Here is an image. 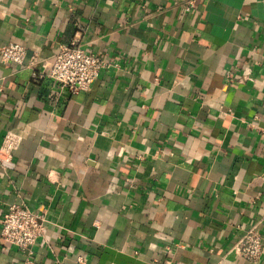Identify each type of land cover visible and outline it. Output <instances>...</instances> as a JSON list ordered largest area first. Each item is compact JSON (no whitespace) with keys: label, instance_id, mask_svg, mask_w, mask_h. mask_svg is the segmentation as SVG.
<instances>
[{"label":"crops","instance_id":"obj_1","mask_svg":"<svg viewBox=\"0 0 264 264\" xmlns=\"http://www.w3.org/2000/svg\"><path fill=\"white\" fill-rule=\"evenodd\" d=\"M0 0V222L44 216L0 264H264V0ZM105 60L88 91L33 81L60 46ZM30 253V254H29Z\"/></svg>","mask_w":264,"mask_h":264},{"label":"built area","instance_id":"obj_2","mask_svg":"<svg viewBox=\"0 0 264 264\" xmlns=\"http://www.w3.org/2000/svg\"><path fill=\"white\" fill-rule=\"evenodd\" d=\"M196 0H186L183 8L190 12ZM26 50L19 44H8L0 48L2 63L23 66ZM106 62L101 57L84 52L75 42L60 46L54 54L51 64L40 71L32 70L33 81L46 80L57 86L60 91L77 95L88 91L92 83L105 68ZM264 138V127L260 130ZM21 137L8 132L0 146V163L9 162L21 145ZM44 239V216L29 211L23 205H9L0 222V243L5 247H14L21 251H30L37 241ZM234 253L245 262L256 264L262 254L261 237L256 228L246 231L232 247ZM30 254V253H29ZM83 263V259H77ZM24 264H29L28 262Z\"/></svg>","mask_w":264,"mask_h":264}]
</instances>
